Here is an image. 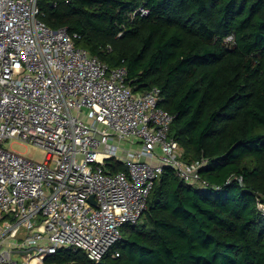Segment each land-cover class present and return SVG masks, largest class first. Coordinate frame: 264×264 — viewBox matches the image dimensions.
Listing matches in <instances>:
<instances>
[{
    "label": "trees",
    "instance_id": "trees-1",
    "mask_svg": "<svg viewBox=\"0 0 264 264\" xmlns=\"http://www.w3.org/2000/svg\"><path fill=\"white\" fill-rule=\"evenodd\" d=\"M51 29L111 68L133 92L161 90L184 163L167 167L119 256L61 250L44 264H264V0H39ZM145 8L148 15L132 13ZM233 36L232 42H226ZM125 171L117 164L113 172ZM242 178V182L240 179Z\"/></svg>",
    "mask_w": 264,
    "mask_h": 264
},
{
    "label": "built area",
    "instance_id": "built-area-1",
    "mask_svg": "<svg viewBox=\"0 0 264 264\" xmlns=\"http://www.w3.org/2000/svg\"><path fill=\"white\" fill-rule=\"evenodd\" d=\"M40 12L39 0H0V264H44L61 250L116 258L123 227L139 224L164 169L205 187L206 162L182 161L158 87L133 92L125 68L91 56ZM13 139L45 161L5 149ZM124 142L141 148L123 151ZM117 164L125 171L114 173Z\"/></svg>",
    "mask_w": 264,
    "mask_h": 264
},
{
    "label": "rangeland",
    "instance_id": "rangeland-1",
    "mask_svg": "<svg viewBox=\"0 0 264 264\" xmlns=\"http://www.w3.org/2000/svg\"><path fill=\"white\" fill-rule=\"evenodd\" d=\"M122 147L124 148L123 151L127 149L133 152H137L141 148V146L137 144L133 147H130L129 143H125V142L122 144ZM4 148L11 150V151L18 152L21 155L25 156L26 158L31 159L38 163H43L46 159L45 152L41 150L40 148L27 144V143H23L15 139L6 141L4 143ZM133 225L136 226L138 224H133Z\"/></svg>",
    "mask_w": 264,
    "mask_h": 264
},
{
    "label": "water",
    "instance_id": "water-1",
    "mask_svg": "<svg viewBox=\"0 0 264 264\" xmlns=\"http://www.w3.org/2000/svg\"><path fill=\"white\" fill-rule=\"evenodd\" d=\"M90 201L95 202V201H94V197H91Z\"/></svg>",
    "mask_w": 264,
    "mask_h": 264
}]
</instances>
